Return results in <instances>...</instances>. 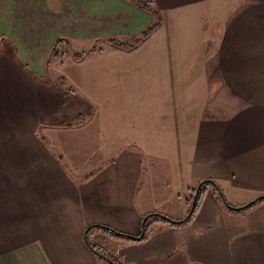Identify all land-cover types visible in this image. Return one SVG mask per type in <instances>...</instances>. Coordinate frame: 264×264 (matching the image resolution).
<instances>
[{
  "label": "crops",
  "instance_id": "obj_1",
  "mask_svg": "<svg viewBox=\"0 0 264 264\" xmlns=\"http://www.w3.org/2000/svg\"><path fill=\"white\" fill-rule=\"evenodd\" d=\"M151 11L159 27L196 36L148 49L165 78L146 86L157 116H143L145 155L174 190L140 200L149 176L137 149L109 138L110 162L81 161L95 145L72 125L87 111L53 58L69 39H141ZM206 180L234 208L264 196V0H0V264H108L87 245L88 227L137 236L147 215L176 218L159 211L171 201L182 220ZM199 204L184 225L154 223L147 241L114 252L122 264H264V201L230 212L207 188Z\"/></svg>",
  "mask_w": 264,
  "mask_h": 264
},
{
  "label": "rangeland",
  "instance_id": "obj_2",
  "mask_svg": "<svg viewBox=\"0 0 264 264\" xmlns=\"http://www.w3.org/2000/svg\"><path fill=\"white\" fill-rule=\"evenodd\" d=\"M195 36L196 32L191 28L184 30L181 28L178 34L174 28L171 26L169 28V24H165L159 27L157 37L149 40L142 50L133 51L134 46L130 45L139 43L133 39L103 40L93 43L69 39L66 46H59L55 51L53 63L56 64L58 71L54 74L59 77L58 83L68 90L73 89V93L76 94L74 98L79 99L87 111L84 116H80L82 118L73 120L72 125L83 124L81 129L89 133L90 144L95 145H92L86 152L88 157L81 161L88 162L97 158L102 161L99 166L110 162L118 151L115 148L112 150L108 144L110 139L119 141L120 148L128 146L137 149L143 157V174L149 176L148 185L141 189L140 196H138L140 200H144V196L150 193L155 196L160 194L159 191L174 190L170 184L168 190L166 189L162 181L166 177L164 170L161 167L152 166L149 163L150 157L145 155L148 152L144 149L143 116L146 113L153 114V109L150 111L148 109L156 105L146 102V97L151 96L150 91L153 89L146 86H149L155 79L165 78V72L161 67V56L147 54L148 49L160 47L161 41L163 46H166L168 42L170 46H180V42H189ZM150 64H157L158 67L153 70L149 67ZM192 75L193 72H189L188 78ZM156 116L157 114L152 115L153 118ZM129 119H135L136 127H138V133L134 134L133 126L131 136L128 132ZM156 131L159 129L154 128V132ZM128 137L131 138V146L127 144ZM156 155L155 152L152 156ZM172 170V168L168 169V171ZM158 174H161V178L157 177ZM189 195H192V192L187 193L186 197ZM149 207L158 208L153 203ZM176 210L177 204H173L172 201L163 209L159 208V211H166L178 219L175 216ZM153 214L170 217L163 213ZM110 244L116 251L114 248L116 242L111 241ZM117 254L116 256L122 260L123 256Z\"/></svg>",
  "mask_w": 264,
  "mask_h": 264
},
{
  "label": "trees",
  "instance_id": "obj_3",
  "mask_svg": "<svg viewBox=\"0 0 264 264\" xmlns=\"http://www.w3.org/2000/svg\"><path fill=\"white\" fill-rule=\"evenodd\" d=\"M151 12L156 17V22H154V24H152V26L149 27L142 34L141 39L148 37L160 25L158 14H156L154 11H151ZM138 41H141V40L138 39L137 42ZM207 188H211L213 192L216 194L218 201L225 205V203L223 202V196L220 195L219 189L215 186V184L213 182H206L200 187L197 196L194 197L195 202L193 203L194 198L191 200L190 210H191L192 205H193V210L189 218L186 221L176 220L170 217L159 216L155 214L147 215L142 219L141 232L137 236L119 232V231L113 230L103 225H92L88 227L85 231L86 243L96 255L103 258L106 262L109 261L107 262L108 264H122V261L119 259L118 256H116L114 250L111 247V244H110L111 241H114L117 243H124V244H140V243L147 241L151 237L153 233L151 227L154 223H162L170 227H178V226L184 225L186 222H188L191 219L193 214L198 209L200 205L199 203L202 201V196ZM193 192L195 193V190H193ZM259 201L263 202L264 199H259L257 202ZM228 210L230 212H237V213L240 212V211L231 210L229 208ZM95 233L99 234L100 237H97V236L94 237Z\"/></svg>",
  "mask_w": 264,
  "mask_h": 264
},
{
  "label": "water",
  "instance_id": "obj_4",
  "mask_svg": "<svg viewBox=\"0 0 264 264\" xmlns=\"http://www.w3.org/2000/svg\"><path fill=\"white\" fill-rule=\"evenodd\" d=\"M206 182H212V181H210V180L202 181V182L198 185V187L196 188V190H195V196H197L200 187H201L204 183H206ZM215 186H216V185H215ZM219 192H220V191H219ZM220 195H222L221 192H220ZM222 196H223V195H222ZM259 199H264V196H262V197H260V198H258V199H255V200H253V201H251V202H249V203H247V204H245V205H243V206H241V207H238V208H234V207L229 206V205L226 203L224 197H223V202L225 203V206H226L227 208L231 209V210H234V211H242V210H244V209L250 207L251 205L255 204ZM194 202H195V198H194V200H193V203H194ZM192 210H193V205H192V207H191L190 212H189V213L187 214V216L183 219V221H186V220L189 218V216H190ZM141 235H142V234H141ZM107 262H109V261H107Z\"/></svg>",
  "mask_w": 264,
  "mask_h": 264
}]
</instances>
